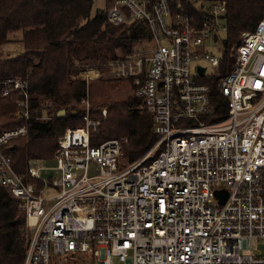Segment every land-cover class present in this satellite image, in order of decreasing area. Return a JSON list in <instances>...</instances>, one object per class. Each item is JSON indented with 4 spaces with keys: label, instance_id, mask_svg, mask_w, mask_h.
Here are the masks:
<instances>
[{
    "label": "built area",
    "instance_id": "1",
    "mask_svg": "<svg viewBox=\"0 0 264 264\" xmlns=\"http://www.w3.org/2000/svg\"><path fill=\"white\" fill-rule=\"evenodd\" d=\"M110 2V24L143 20L150 37L122 58L79 71L82 124L57 137L55 164L30 161L27 180L4 149L26 124L0 131V185L25 217L22 264L77 255L94 264H113V256L121 264H264V14L232 45L234 62L218 82L225 113L206 120L211 87L200 79L212 72L202 61L214 70L219 64L226 1ZM100 75L133 77L139 107L153 115L157 138L131 162L126 137L90 142L106 117L105 107L92 115L88 98L89 80ZM0 84L2 95H20L13 116L32 118L27 79Z\"/></svg>",
    "mask_w": 264,
    "mask_h": 264
},
{
    "label": "trees",
    "instance_id": "2",
    "mask_svg": "<svg viewBox=\"0 0 264 264\" xmlns=\"http://www.w3.org/2000/svg\"><path fill=\"white\" fill-rule=\"evenodd\" d=\"M225 1V47L217 68L200 79L211 87L212 113L201 117L206 120L225 113L226 100L218 82L234 62L232 45L264 14V0ZM92 3L93 0H0V46L13 41L16 33H21L16 41L23 46L20 53L0 57V80L27 79L32 116L23 121L15 118L13 112L20 95L17 90L2 95L0 84V131L21 122L26 124L25 135L12 139L4 149L11 154L14 169L27 180L30 161L50 159L57 137L65 128L82 124L80 101L85 96L86 82L72 75H77L83 64L122 58L139 38L150 37L143 20L110 24L106 20L110 0L93 15ZM191 10L199 15L193 7ZM123 81L129 83L132 93L116 98L115 92ZM134 87L133 77L101 75L89 80L92 115L98 116L101 108H106V117L90 134V142L96 145L107 138L126 137L123 150L128 162L143 155L157 138L153 115L138 108ZM62 108L64 115H58ZM24 222V213L11 200L7 188L0 185V264H22L27 249ZM66 260L67 264L92 262L87 256Z\"/></svg>",
    "mask_w": 264,
    "mask_h": 264
},
{
    "label": "rangeland",
    "instance_id": "3",
    "mask_svg": "<svg viewBox=\"0 0 264 264\" xmlns=\"http://www.w3.org/2000/svg\"><path fill=\"white\" fill-rule=\"evenodd\" d=\"M105 1L106 0H93L92 8H91V14L93 15L96 11L104 8L105 7ZM19 35L21 36V33H19V34L16 33V35H13V41H9L8 43L3 44V45L0 46V57L12 56V55H15V54L20 53L21 51H23V46H22L21 42L20 41H16V39L18 38ZM211 51H214L215 53H219V49H216V48L215 49L212 48ZM202 63L207 67L206 68V73L207 74H210L211 72H213L214 67H212L208 62L202 61ZM94 64H96V63H86V64L82 65V68H84L85 66L93 67ZM195 64H196V62H193L192 65H191L192 72H195ZM78 66H80V64ZM75 77H77V75H75ZM116 91L117 92H115L114 96L116 98H119V97H123L125 95H131L132 88L130 87L128 82L123 81ZM137 102H138V100H137ZM139 106H140V104L138 102V108H140ZM140 109H142V108H140ZM54 164L55 163L53 162L52 159H42V160H39V161H37L35 163L36 166L41 165V166H44V167L53 166ZM40 172L43 173L44 175H46L44 170H42ZM77 256L80 257L81 255H77ZM60 262H61V264H67L66 263L67 262L66 259H62L60 257H52V264H60ZM80 264H94V263L91 262V261H89V262L86 261V262L80 263ZM98 264H101V263H98ZM113 264H121V263H119L117 261V258L115 256H113Z\"/></svg>",
    "mask_w": 264,
    "mask_h": 264
},
{
    "label": "water",
    "instance_id": "4",
    "mask_svg": "<svg viewBox=\"0 0 264 264\" xmlns=\"http://www.w3.org/2000/svg\"><path fill=\"white\" fill-rule=\"evenodd\" d=\"M204 70H205V67L204 66H198V71H199V73L200 74H203L204 73ZM64 113H65V109L64 108H62V109H60L59 111H58V115H64ZM191 120V119H190ZM217 193V195H219L220 197H221V201H223L224 200V198H225V196H226V194L224 193L223 194V192L222 191H218V192H216Z\"/></svg>",
    "mask_w": 264,
    "mask_h": 264
},
{
    "label": "bare ground",
    "instance_id": "5",
    "mask_svg": "<svg viewBox=\"0 0 264 264\" xmlns=\"http://www.w3.org/2000/svg\"><path fill=\"white\" fill-rule=\"evenodd\" d=\"M253 28V27H252ZM220 67V66H219Z\"/></svg>",
    "mask_w": 264,
    "mask_h": 264
}]
</instances>
